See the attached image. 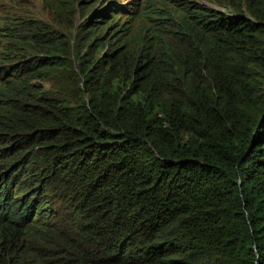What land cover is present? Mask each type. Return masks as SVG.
<instances>
[{"label": "trees", "instance_id": "trees-1", "mask_svg": "<svg viewBox=\"0 0 264 264\" xmlns=\"http://www.w3.org/2000/svg\"><path fill=\"white\" fill-rule=\"evenodd\" d=\"M12 9L0 264H264V0Z\"/></svg>", "mask_w": 264, "mask_h": 264}, {"label": "rangeland", "instance_id": "rangeland-1", "mask_svg": "<svg viewBox=\"0 0 264 264\" xmlns=\"http://www.w3.org/2000/svg\"><path fill=\"white\" fill-rule=\"evenodd\" d=\"M54 3L56 4L57 0H0V12L9 14L13 11L12 7L14 6L16 10L26 15L35 16L47 22L54 20L53 9H50V4ZM225 10L227 9L225 8Z\"/></svg>", "mask_w": 264, "mask_h": 264}, {"label": "clouds", "instance_id": "clouds-1", "mask_svg": "<svg viewBox=\"0 0 264 264\" xmlns=\"http://www.w3.org/2000/svg\"><path fill=\"white\" fill-rule=\"evenodd\" d=\"M115 1L118 3V2H121V1H122V2H126L127 0H115ZM118 9H119V8H117V6L113 7V12H114L115 14H118V13H117ZM119 15H120V14H118V16H119ZM122 15H123V14H122Z\"/></svg>", "mask_w": 264, "mask_h": 264}]
</instances>
